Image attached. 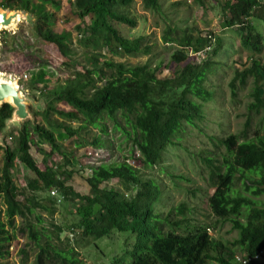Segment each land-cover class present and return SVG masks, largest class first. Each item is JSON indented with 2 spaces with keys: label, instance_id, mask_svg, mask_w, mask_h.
Returning a JSON list of instances; mask_svg holds the SVG:
<instances>
[{
  "label": "trees",
  "instance_id": "1",
  "mask_svg": "<svg viewBox=\"0 0 264 264\" xmlns=\"http://www.w3.org/2000/svg\"><path fill=\"white\" fill-rule=\"evenodd\" d=\"M135 0H69L74 26L83 36L80 46L99 54L103 49L111 56L148 55L151 48L143 45V38L130 39L117 26L135 29L137 23L128 10ZM145 10L160 12L158 0H139ZM206 0H193L197 6H205ZM51 3H54L53 0ZM223 26L234 30L239 48L250 55L251 66L243 72L235 71L229 83L230 98L236 100L239 87L247 78H253L250 93L252 102L249 112L262 114L264 125V0H224L221 3ZM2 10L22 11L35 16L33 35L36 40L54 45L66 59L75 53L71 48L70 32L53 30L54 16L33 0H2ZM164 44H175L169 65L177 68L171 77H157L158 68L149 63L127 66L111 60L96 65L85 72L71 75L62 84L47 91L49 77L44 73L31 79V88L46 94L48 101L40 113H34V121H26L16 130L3 136L0 147V260L10 255L11 243L16 239L15 219L36 252L33 264H89L75 246L63 249L53 244L52 236L40 234L27 218L35 210L53 214L58 203L68 205L76 216V222L68 228L76 235V246L85 248L109 237L112 232L126 234L130 244L108 264H242L236 260L234 249L240 250V259L253 264L255 257L264 251V134L253 140L239 141L230 135L219 142L225 149L221 162L209 167V182L214 189L208 198V206L222 223H229L237 233L231 243L211 238L205 227H194L185 219L171 222L161 218L156 210L160 202V188L151 178H144L137 168L122 162L89 169L90 175L81 171H67V157L61 153L59 139L82 140V134H91L89 144L103 148L108 135L106 122L113 123L123 142L130 143L138 153L143 168L159 166L164 155L178 145L187 127H197L203 118V105L213 98L214 92L205 86L209 74L222 63L225 48L223 40L213 33L204 37L194 35L189 29L167 26L162 35ZM203 55V59L187 62L189 55ZM99 57V56H98ZM187 62V63H186ZM44 85V89L39 87ZM63 102L70 110L64 111L55 105ZM13 108L4 104L0 108V132L5 131V122L12 116ZM73 123L78 124L77 127ZM55 131L62 133L57 136ZM97 131L98 134H93ZM36 139V143L34 142ZM9 140L10 145L6 144ZM75 142V147L84 145ZM46 145L43 169L31 155L33 145ZM111 148V146H110ZM129 151V152H131ZM59 154L62 165L47 164V159ZM133 155L130 154V158ZM21 164L28 175L24 177L28 197L16 195L12 171ZM164 172L163 169H161ZM80 179L85 193H78L69 185L73 178ZM111 180L127 184L124 194L102 185ZM235 181L241 182L242 191L235 189ZM56 195L51 196L50 192ZM37 222H41L37 218ZM176 225V230L165 225ZM183 225L185 228L183 230ZM51 233L59 240L62 233L53 226ZM178 232V233H177ZM25 254V251H20ZM24 263V261H23Z\"/></svg>",
  "mask_w": 264,
  "mask_h": 264
},
{
  "label": "rangeland",
  "instance_id": "2",
  "mask_svg": "<svg viewBox=\"0 0 264 264\" xmlns=\"http://www.w3.org/2000/svg\"><path fill=\"white\" fill-rule=\"evenodd\" d=\"M51 1L33 0V3L41 4L47 12L53 14L55 32H70L71 48L75 53L72 58H63L54 45L35 39L33 35L34 15L26 13V19L19 21L11 29H0V77L13 81L19 87L32 116L30 121H34V113H40L45 109L48 101L46 94L31 88V79L39 73H44L49 77L50 81L46 85L47 91L71 79L73 73H83L108 60L127 66L149 63L151 68H158L157 77H171L179 67L174 64L169 65L170 55L176 49V45L174 43L164 44L162 41V35L167 26L189 29L195 36L204 37L207 33H213L223 40L222 47L225 48L226 53L219 59L222 65L217 66L215 72L207 77L208 81L205 86L212 90L214 95L203 105L202 120L196 123L197 127L185 129L178 145L168 150L159 166L143 168L136 150L131 151L130 143L123 142L120 133L113 131V123L110 121L106 122L108 135L103 138V148H93L89 144L91 134L88 136L82 134L81 141L76 140L75 137H65L59 139L58 143L61 153L69 161L67 171H81L88 176L90 175L89 169L92 167L106 166L127 159V163L137 168L141 176L154 179L158 183L161 196L156 210L161 218H168L174 223L180 222L183 218L194 227H205L211 238L223 243H231L235 240L237 233L231 229L230 224L216 220L209 209L208 198L213 194L214 189L209 182V167L205 159L209 158L213 161V165H217L225 156V149L219 142L221 139L236 135L240 142L253 140L258 135L264 134V125L260 112L248 111V106L252 102L250 96L253 88L252 77L247 78L245 85L238 88L236 100L233 101L230 98L228 85L234 78L235 71L241 73L247 70L251 66V61L250 55L239 48L235 31L223 26V15L219 6L224 0H206L204 9L195 5L193 0H158L159 13L145 10L142 3L135 0L128 13L135 19L136 28L130 30L126 26H117L124 36L130 39L142 37L143 45L151 48L150 54L135 56H111L104 49L99 54L92 52L91 49L85 50L80 46L82 40L80 36L83 35L74 28L76 21L70 14L69 0H53L54 3ZM202 59L203 55L191 54L187 62L199 63ZM259 59L264 62L262 56ZM43 86L39 87L44 89ZM262 86L264 87V80ZM55 106L60 110H70L63 102ZM9 126L2 133V144H4L3 136L18 128L12 124ZM73 126L77 127L78 124L73 123ZM55 134L62 136L59 131H55ZM93 134H98V132L93 131ZM74 141L83 142L84 145L75 147ZM34 142L36 143V139ZM10 143L9 140L6 141L7 145ZM49 152L50 149L46 145L38 143L33 145L31 155L40 169L44 168V153L49 154ZM130 154L133 157L130 158ZM1 156L0 151V159ZM63 161L59 154H53L47 159V164L49 166L62 165ZM12 174L17 198L21 200L22 195L28 197L24 183V177L28 175V171L17 163ZM69 185L78 193L86 192L84 183L77 177L73 178ZM102 187L113 188L124 194L130 192L127 184L117 180H111ZM233 187L242 191L239 181H235ZM259 199L264 204V196ZM0 209H4L1 204ZM37 218L41 222H37ZM22 222L19 218L15 219L16 239L11 243L10 255L0 260V264H33L36 250L28 241L26 234L19 232L23 226ZM26 222L33 225L40 234L51 235L53 244L60 249L67 246L66 239H68L69 246H75L76 252L89 264H108L118 254L126 251L130 244V241H126V234L112 232L109 237L97 241L95 245L90 244L85 248L76 246L74 240L78 237L71 235L68 230L76 222V216L71 207L62 205V203H58L53 214L35 210ZM53 226L59 227L62 231L59 240L51 234L54 230ZM170 226L177 231L176 225L173 224L165 225V229ZM184 228L185 225H183V230ZM22 250L25 251L24 255L20 252ZM233 252L237 257L241 254L238 248ZM262 252L263 254L260 253L253 260V264H264V251Z\"/></svg>",
  "mask_w": 264,
  "mask_h": 264
},
{
  "label": "water",
  "instance_id": "3",
  "mask_svg": "<svg viewBox=\"0 0 264 264\" xmlns=\"http://www.w3.org/2000/svg\"><path fill=\"white\" fill-rule=\"evenodd\" d=\"M71 1L74 2L75 0ZM25 15L26 13L22 11L0 10V29H11L19 21L26 19ZM4 104H9L13 108L11 118L5 122V130L10 127V124L19 128L22 123L32 119L26 105V99L22 97L19 87L13 81L0 77V108ZM1 136L2 133L0 132V147H3Z\"/></svg>",
  "mask_w": 264,
  "mask_h": 264
},
{
  "label": "built area",
  "instance_id": "4",
  "mask_svg": "<svg viewBox=\"0 0 264 264\" xmlns=\"http://www.w3.org/2000/svg\"><path fill=\"white\" fill-rule=\"evenodd\" d=\"M24 78L26 79L27 77L24 75ZM55 194H56L55 191H51V192H50V195H51V196H55ZM255 259H256V257H255ZM255 259H254V260H255ZM236 260H237L238 262H241L242 264H245L244 261H241L240 257H236Z\"/></svg>",
  "mask_w": 264,
  "mask_h": 264
}]
</instances>
